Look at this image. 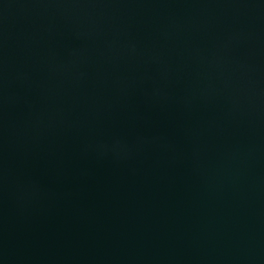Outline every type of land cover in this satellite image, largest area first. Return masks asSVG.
I'll return each instance as SVG.
<instances>
[{
  "label": "water",
  "instance_id": "1",
  "mask_svg": "<svg viewBox=\"0 0 264 264\" xmlns=\"http://www.w3.org/2000/svg\"><path fill=\"white\" fill-rule=\"evenodd\" d=\"M0 264H264V0H0Z\"/></svg>",
  "mask_w": 264,
  "mask_h": 264
}]
</instances>
